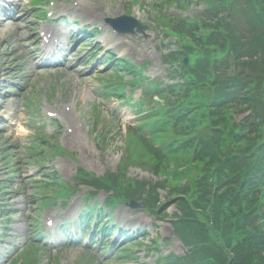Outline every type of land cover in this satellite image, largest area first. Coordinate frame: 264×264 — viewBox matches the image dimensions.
<instances>
[{"label":"rangeland","instance_id":"374dc122","mask_svg":"<svg viewBox=\"0 0 264 264\" xmlns=\"http://www.w3.org/2000/svg\"><path fill=\"white\" fill-rule=\"evenodd\" d=\"M41 1L43 5L39 8L34 5V0H22L26 21L20 24L21 27L16 28L14 23L0 27V110L4 112L9 108L13 116L8 125H14L13 130L0 132V264H12L15 259L16 264H24L25 252L29 251L31 245L41 251L36 252V257L28 256L30 264H155L154 240H158L159 251L163 256L171 252L184 255L183 244L175 237L168 217L158 221L143 210H130L123 205L110 212L113 222L120 228L116 234L122 230L130 234L138 233L141 237L144 235L139 238L138 244L128 247L132 253L130 259L119 258L117 254L124 244V237L112 238L107 252L101 254V242L91 244L88 233L83 243L78 242L83 235L80 230L77 235L72 232L74 242L65 241L64 234L78 221L81 211H85L88 205L93 206L95 202L104 204L108 195L101 192L90 203L84 202L87 194L92 191L83 187L80 179L75 178L77 170L92 173L96 177L118 172L127 128L138 125V119L155 108L156 102H164L161 97L157 101L149 95L146 97V109H141L140 113L132 107L141 98L140 89L132 91L125 88L126 97L132 94V100L104 96V85H116L117 77L124 81L130 80L121 72H110V65L102 64L105 51L112 53L115 58H126L137 67L147 63L141 74L150 80L169 82L171 69L162 59L168 50L176 49V38L167 31V23L161 18L166 17L171 22L174 20L171 27L176 21L179 22V28L184 21L202 15L207 0H192L191 4H188L190 0ZM250 5V1L235 4L234 17L228 20L230 30L225 31L229 38L228 50L214 54L211 65L206 67V76L209 71L215 73L213 83L220 80L228 89H233L244 79L253 81L256 85L252 89L255 96H262L264 25L261 33L251 37L246 18ZM44 11L54 15L51 23L42 19ZM60 16H67L69 22L77 19L79 25L76 31L83 26H95L100 33L94 42H88L82 34H74V40H70L71 51L65 48L60 57L63 61L69 53V59L56 67L45 69L37 60L34 63L31 61L34 52L38 51L35 48L39 42L37 36L45 29L68 28V23L53 25ZM121 16L136 18L147 27L146 35L113 33L105 20ZM99 42L101 45L97 44ZM99 45L100 48L95 52ZM247 51L262 57L251 64H244L242 57H239ZM94 52L98 58L89 64L87 60ZM196 66L188 71L189 81L201 83L204 74L197 75L194 72ZM175 81L184 80L180 77ZM12 85L17 91L5 93L10 89L4 88ZM4 95L9 96L3 99ZM46 107L56 110L61 119L51 122L44 113ZM38 109L42 111L37 115ZM243 115L239 113L237 116L243 118ZM41 137L51 141L52 145L58 143L64 154L58 158L50 157L51 162L31 158V145H44ZM40 158L46 159L43 155ZM39 163H44L45 168H37ZM15 171L16 175L9 178ZM54 173H57L56 178L66 181L77 193L67 199L66 207L59 200L44 208L40 199L45 195L44 201L53 197L50 194L53 188L46 183L49 181L47 176ZM126 178L153 184L159 182L138 167H131ZM192 178L199 179L191 177L190 181ZM182 181V185L191 184L184 178ZM4 184L6 190L2 193ZM39 186L44 187L43 192ZM157 193L163 201L168 197L167 189H158ZM169 205L171 203H167L166 207ZM176 211V207L171 206L167 212L171 216ZM49 220L52 221V228L47 226ZM64 224L65 232L61 230ZM49 241H55L58 245L49 244Z\"/></svg>","mask_w":264,"mask_h":264},{"label":"trees","instance_id":"16d2710c","mask_svg":"<svg viewBox=\"0 0 264 264\" xmlns=\"http://www.w3.org/2000/svg\"><path fill=\"white\" fill-rule=\"evenodd\" d=\"M239 1L251 2L246 17L251 37L261 33L263 0H210L209 22L194 19L179 28L167 25L180 39L184 48L180 54L189 58L188 66L199 62L209 67L214 54L228 50L225 31L230 28L220 16L231 11L233 18ZM180 54L169 61H179ZM213 78L209 71L200 85L188 77L184 86L160 91L165 105L129 130L126 152L131 161L174 185L172 194L180 213L175 214L173 225L189 250L171 264H264V103L255 93L243 96L247 86L239 82L236 94L231 91L220 100L214 98V110H209L210 103L200 102L198 89L204 84L215 87ZM237 110H249L251 116L236 123L232 116ZM142 131L149 136L145 138ZM183 177L199 179L178 188ZM99 183L121 195L125 190L116 176Z\"/></svg>","mask_w":264,"mask_h":264},{"label":"water","instance_id":"95a60500","mask_svg":"<svg viewBox=\"0 0 264 264\" xmlns=\"http://www.w3.org/2000/svg\"><path fill=\"white\" fill-rule=\"evenodd\" d=\"M111 22H113L117 30H120L122 32H133V29L135 27L139 28V31H140L142 28L140 24L133 19H126L124 21L122 19V21H111ZM125 22H127L126 25L124 24Z\"/></svg>","mask_w":264,"mask_h":264}]
</instances>
